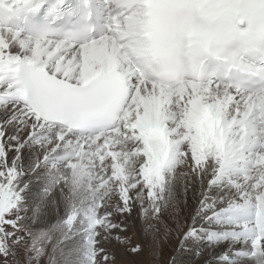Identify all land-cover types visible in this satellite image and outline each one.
I'll return each mask as SVG.
<instances>
[{
	"label": "snow or ice",
	"instance_id": "1",
	"mask_svg": "<svg viewBox=\"0 0 264 264\" xmlns=\"http://www.w3.org/2000/svg\"><path fill=\"white\" fill-rule=\"evenodd\" d=\"M190 187L164 264H264V0H0V264H156Z\"/></svg>",
	"mask_w": 264,
	"mask_h": 264
},
{
	"label": "rangeland",
	"instance_id": "2",
	"mask_svg": "<svg viewBox=\"0 0 264 264\" xmlns=\"http://www.w3.org/2000/svg\"><path fill=\"white\" fill-rule=\"evenodd\" d=\"M191 191L192 188L190 187L187 192V199L185 201V196L182 190L178 188L177 204L175 208H170L166 211H163L158 220L154 218H148L145 220L142 218L140 208L137 205L134 208L132 214L124 218V223L126 224L127 228L126 231L122 233V235L129 237L132 245L140 243L142 246H150L153 232L158 230L157 238L160 239L163 237L166 229H172L167 241V245L162 246V255H158L156 258V264H164V261L170 257L172 251L177 247L178 241L180 239V234L175 231V225L171 214L178 209L180 217L185 222L190 219V215L192 213V199L190 196ZM116 255V264H147L149 260V252L147 250L139 255L126 253L123 250H120Z\"/></svg>",
	"mask_w": 264,
	"mask_h": 264
},
{
	"label": "bare ground",
	"instance_id": "3",
	"mask_svg": "<svg viewBox=\"0 0 264 264\" xmlns=\"http://www.w3.org/2000/svg\"><path fill=\"white\" fill-rule=\"evenodd\" d=\"M189 189H190V188H189ZM190 193H191L190 196H191V199H192L191 210H192V212H193V210H194V208H195V206H196V204H197V202H198V196H199V193H198L197 190H195V189H193V188H192V191H191ZM206 258H208V257H206Z\"/></svg>",
	"mask_w": 264,
	"mask_h": 264
}]
</instances>
